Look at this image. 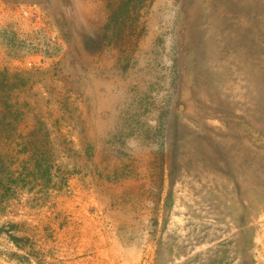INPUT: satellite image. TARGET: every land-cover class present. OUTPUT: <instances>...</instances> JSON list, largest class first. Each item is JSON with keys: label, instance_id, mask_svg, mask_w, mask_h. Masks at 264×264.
Returning a JSON list of instances; mask_svg holds the SVG:
<instances>
[{"label": "rangeland", "instance_id": "obj_1", "mask_svg": "<svg viewBox=\"0 0 264 264\" xmlns=\"http://www.w3.org/2000/svg\"><path fill=\"white\" fill-rule=\"evenodd\" d=\"M87 241L264 264V0H0V264Z\"/></svg>", "mask_w": 264, "mask_h": 264}, {"label": "crops", "instance_id": "obj_2", "mask_svg": "<svg viewBox=\"0 0 264 264\" xmlns=\"http://www.w3.org/2000/svg\"><path fill=\"white\" fill-rule=\"evenodd\" d=\"M106 236H104L105 238ZM89 241H87L86 243H88ZM91 242V241H90ZM101 248H104L103 246H101ZM99 250L100 247L92 244V243H88L87 244V247H85V250H83V253L81 254V256H86L87 258H89V256L91 254L94 255V257H92L91 259H94L96 260V264H126L125 263V257H126V254H124L123 250L121 252H119L118 254H112L111 256L110 255H99V256H102L106 259H100L99 257H95L96 255L93 253L95 250ZM105 250V249H104ZM116 250H112L110 251V253H114ZM104 253V252H103ZM84 260V259H83ZM82 262H85V261H82ZM87 263V262H86Z\"/></svg>", "mask_w": 264, "mask_h": 264}, {"label": "built area", "instance_id": "obj_3", "mask_svg": "<svg viewBox=\"0 0 264 264\" xmlns=\"http://www.w3.org/2000/svg\"><path fill=\"white\" fill-rule=\"evenodd\" d=\"M140 264H150V262L148 261V257L144 256L140 262Z\"/></svg>", "mask_w": 264, "mask_h": 264}]
</instances>
